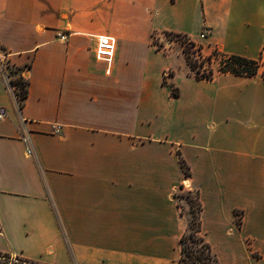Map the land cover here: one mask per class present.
I'll return each instance as SVG.
<instances>
[{
    "label": "crops",
    "instance_id": "obj_1",
    "mask_svg": "<svg viewBox=\"0 0 264 264\" xmlns=\"http://www.w3.org/2000/svg\"><path fill=\"white\" fill-rule=\"evenodd\" d=\"M166 33L264 60V0H0V254L178 264L189 218L174 193L190 184L218 264H264L263 68L199 78L180 41L156 46ZM99 35L116 39L110 64Z\"/></svg>",
    "mask_w": 264,
    "mask_h": 264
},
{
    "label": "trees",
    "instance_id": "obj_2",
    "mask_svg": "<svg viewBox=\"0 0 264 264\" xmlns=\"http://www.w3.org/2000/svg\"><path fill=\"white\" fill-rule=\"evenodd\" d=\"M166 34L169 36L175 35L171 33H166ZM184 38L187 39V37H184ZM196 46L197 45L193 41L188 42L187 46L184 49V53L186 55L187 61L189 65L191 66V68L195 71V74L197 77L212 79L215 74L213 67L209 66L208 70L202 71L201 67L204 64L205 59H201L200 61L202 64L199 65L198 62L194 61V59L192 58L191 49L195 48ZM196 49L200 53V46H197ZM208 62L211 64L212 57L209 56ZM262 65H263L262 59L253 60V59H249L247 57H243L239 55H229V56L225 55V57L223 58L219 66V71L230 72L235 75L252 77V76H256L259 74L260 68L262 67ZM262 75L264 76V70L262 71ZM14 83L17 85V94H18V97L22 105L24 99H26L28 95V88H27L28 82L24 81L22 78H18L14 80ZM20 84L24 86L20 87ZM172 92L175 95H179V90L175 87H172ZM178 155H179L180 163L183 167L185 176L186 178H189L191 175L190 166L185 161L181 153H178ZM182 191H183V186L182 188L179 189V191H176L174 193V198L176 200H180L183 197ZM195 193L198 199V214H197L198 226L194 227L193 225H190L188 227V230L182 236L181 238L182 255H181L179 262L183 264H218V259L214 256L210 244L206 241L204 235L202 234L200 216H201L203 206L200 200L199 191L196 190ZM178 206L180 207L181 212L184 214L180 202H178ZM236 216H237V223L240 226L242 223V216L239 212H236ZM190 242H192L194 245L197 244L198 242H202L201 250L200 248H198V245H197L196 250H198V252L195 254L192 251V246L190 245ZM5 256L8 258L10 257L8 255H5ZM190 259H191V262L189 261ZM19 260H22V259H19ZM22 261L30 262L33 264H39L34 261H28V260H22Z\"/></svg>",
    "mask_w": 264,
    "mask_h": 264
},
{
    "label": "rangeland",
    "instance_id": "obj_3",
    "mask_svg": "<svg viewBox=\"0 0 264 264\" xmlns=\"http://www.w3.org/2000/svg\"><path fill=\"white\" fill-rule=\"evenodd\" d=\"M165 36L167 38H172L174 35L169 36V35L165 34ZM179 41H182L183 43H185V42H188V39L182 37L181 39H179ZM182 42H180L181 43L180 45L182 47H184ZM191 52H192V58L194 59V61L198 62L199 65L202 64L200 60L205 59V62L203 64V66L201 67L202 71L208 70L209 66H211V67L213 66L214 68L218 69L220 64H221V61L225 57V55L220 53V52H214V54L204 55L202 52L199 53L198 50L195 48H192ZM209 56L212 57L211 64L208 62ZM262 68L264 70V60H263ZM23 86L24 85L20 84V87H23ZM185 187L187 189L182 191L183 197L180 200H177V202H180L182 209H183V212L186 215H188L189 226L193 225L194 227H196V226H198V222H197V214H198L197 195H196L195 191L190 190V187H191L190 184H185ZM178 191H179V189H178ZM189 191H191V192H189ZM190 245L192 246V251L195 254L198 252V250H196L197 245H198V248H200V250L202 248V242H198L195 245L192 242H190ZM189 261L191 262V259ZM0 264H33V263L24 262L22 260H19V258H11V257L8 258V257L0 254Z\"/></svg>",
    "mask_w": 264,
    "mask_h": 264
},
{
    "label": "built area",
    "instance_id": "obj_4",
    "mask_svg": "<svg viewBox=\"0 0 264 264\" xmlns=\"http://www.w3.org/2000/svg\"><path fill=\"white\" fill-rule=\"evenodd\" d=\"M206 35H207V31L203 32L201 34V37L204 38ZM174 36L172 38H168L166 43L160 42L158 39V36H155L154 37V43L156 44V46H158L160 48L168 49L172 46L174 41H179V39H181L183 37V36H178V35H174ZM67 37H68V35L65 32L59 31L57 33L58 39L63 40V39H66ZM96 38H97V47L95 50L96 58L98 60L106 61L108 64H110L113 61L114 56H115V51H116V47H117L116 39L112 36H109V35H99V36H96ZM190 41L191 40L188 39V42H190ZM180 42H182V41H180ZM188 42H185V43L182 42V44L184 46L183 49H185ZM197 46L195 47V49L197 48ZM214 52H219V51L217 49H215ZM12 67H13V64L11 62L9 54L6 51L0 49V69L4 73L7 74V71H9V69H11ZM170 74H171V72L169 70L165 71L164 72V80L167 81V79L170 77ZM7 114H8L7 108L4 106H0V119L5 118L7 116ZM27 152H28V154H31L32 149L30 147H28ZM178 264H183V263L178 262Z\"/></svg>",
    "mask_w": 264,
    "mask_h": 264
}]
</instances>
